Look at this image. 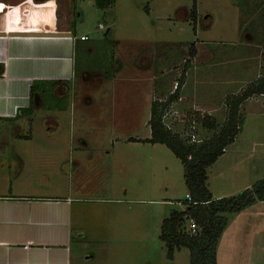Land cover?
<instances>
[{
	"label": "rangeland",
	"instance_id": "1",
	"mask_svg": "<svg viewBox=\"0 0 264 264\" xmlns=\"http://www.w3.org/2000/svg\"><path fill=\"white\" fill-rule=\"evenodd\" d=\"M76 4L82 12L79 29L97 40L87 62L98 68L103 82L79 90L78 96L94 99L87 115L78 113L71 118L67 113L51 122L41 114L33 126L34 144L65 150L81 134L90 147L84 152L78 176L73 175L72 180L85 194L91 192L82 195L86 201L80 206L85 223L96 231L91 237L85 233L84 238L74 239L72 255L77 264H189L186 247L174 250L168 258L166 246L159 239L161 221L172 211L185 208L187 186L180 159L164 144L144 141L150 137L151 104L156 101L162 106L177 81L179 100L174 105L180 116L186 119L194 113L201 117L214 114L187 104L189 100L219 105L213 117L214 129L203 128L201 117H197L196 127L204 138L220 128L226 120L229 96L264 78V0H196L194 30L189 15L192 0H116L105 10H97L90 0H77ZM108 27L110 32L103 36ZM191 45L194 56L188 52ZM251 104L254 111H260L264 93L251 95L239 106L244 118L250 114L245 124L248 138L262 141L264 116L256 118ZM255 123H260V130L253 129ZM69 129L74 139L70 140ZM87 154L92 156L91 162ZM233 159L219 157L206 168L210 189H218L211 186L214 171L224 166L219 163H225L227 168L223 169L227 170L228 164L235 163ZM257 160L261 161L257 172L262 174L264 159L253 158ZM230 170L226 176L242 178ZM28 183L41 186L36 179L22 180V185ZM238 187L229 194L235 195L250 184L241 190ZM189 225L187 221L186 230ZM219 239L217 247L223 254L228 244L222 242L219 247Z\"/></svg>",
	"mask_w": 264,
	"mask_h": 264
},
{
	"label": "crops",
	"instance_id": "2",
	"mask_svg": "<svg viewBox=\"0 0 264 264\" xmlns=\"http://www.w3.org/2000/svg\"><path fill=\"white\" fill-rule=\"evenodd\" d=\"M76 2L0 0V264H77L72 255L73 240L84 238L85 233L91 237L96 231L85 223L80 206L86 201L82 195L91 192L85 194L72 180L78 176L84 152L90 148L83 136L78 134L65 150L34 144L37 115H47L45 121L51 122L67 113L71 118L78 113L87 115L94 99L78 96L79 90L103 82L98 68L87 62L97 40L79 29L82 12ZM107 29L103 36L111 30ZM81 35L88 39L81 40ZM81 55L84 58H79ZM188 102L213 112L212 117L220 108L195 100ZM249 107L256 118L264 116V104L260 111H254L253 104ZM246 117L233 142L219 156L234 157L236 164H228L227 170L242 178L226 176L227 166L220 162L224 166L214 171L211 186L217 191L207 184L213 198L229 196L232 188L239 185L237 189L241 190L264 177V173L257 172L261 161H253L254 157L264 159V140L248 138ZM256 123L253 129L260 130V123ZM71 132L69 129L70 140L74 136ZM87 157L91 162L92 156ZM23 179H36L41 186L22 185ZM231 217L219 236V247L222 242L228 245L223 254L216 247L217 264H264V201Z\"/></svg>",
	"mask_w": 264,
	"mask_h": 264
},
{
	"label": "trees",
	"instance_id": "3",
	"mask_svg": "<svg viewBox=\"0 0 264 264\" xmlns=\"http://www.w3.org/2000/svg\"><path fill=\"white\" fill-rule=\"evenodd\" d=\"M115 1L94 0V3L97 9L105 10ZM189 15L194 30L197 20L196 0H192ZM188 52L190 56H194L193 45L189 47ZM255 93H264V78L250 84L239 94L229 96L227 99L229 107L224 124L200 143L191 144L163 126L160 118L161 106L156 101L152 102L148 119L150 137L144 141L164 144L180 159L184 167L187 193L191 198L190 201L183 200L185 204L183 210H174L161 221L159 239L166 246L168 258L172 257L174 250L186 247L189 251V264H217V242L227 225L228 215L238 212L255 201H264V177L235 195L218 198L211 196L206 184V168L223 154L240 130L243 121V116L239 112L240 104ZM176 96L175 91L167 97L166 102ZM200 121L205 129L212 130L216 127V121L211 116H203ZM187 221L194 222L195 233L185 229Z\"/></svg>",
	"mask_w": 264,
	"mask_h": 264
},
{
	"label": "built area",
	"instance_id": "4",
	"mask_svg": "<svg viewBox=\"0 0 264 264\" xmlns=\"http://www.w3.org/2000/svg\"><path fill=\"white\" fill-rule=\"evenodd\" d=\"M81 40L88 39L87 35H81L79 37ZM178 88V82L176 81L172 93L173 94L176 89ZM178 98H174L169 102H166V104L163 103L160 110V118L163 126L167 130H171L173 133L178 134V136L182 139H184L188 143H200L204 137H200L198 135V132H200V129L196 127V119L197 117H201L202 114L197 115V113H194L192 115H189L186 119H183V117L180 116V111L175 101H178ZM161 102V100H159ZM175 107V108H174ZM185 199L188 201L191 200L190 195L187 193L185 196ZM188 231L190 233H195L196 227L194 222L190 221V225L188 227Z\"/></svg>",
	"mask_w": 264,
	"mask_h": 264
}]
</instances>
